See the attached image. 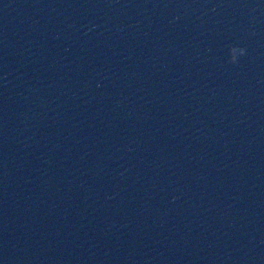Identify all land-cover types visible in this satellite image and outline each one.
Masks as SVG:
<instances>
[{
    "label": "water",
    "instance_id": "obj_1",
    "mask_svg": "<svg viewBox=\"0 0 264 264\" xmlns=\"http://www.w3.org/2000/svg\"><path fill=\"white\" fill-rule=\"evenodd\" d=\"M0 264H264V0H0Z\"/></svg>",
    "mask_w": 264,
    "mask_h": 264
}]
</instances>
